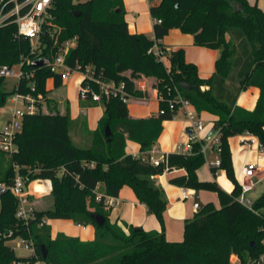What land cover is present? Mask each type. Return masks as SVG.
I'll use <instances>...</instances> for the list:
<instances>
[{"label": "trees", "instance_id": "trees-1", "mask_svg": "<svg viewBox=\"0 0 264 264\" xmlns=\"http://www.w3.org/2000/svg\"><path fill=\"white\" fill-rule=\"evenodd\" d=\"M150 14L160 21L154 23L153 38L130 32L124 0H53L38 49L18 33L16 16L0 25V68L20 66L24 74H34L20 78L12 90L7 89V79L0 77V107L15 93L40 94L48 100V80L53 79L57 89L63 84L61 75L45 64L35 68L32 63L58 53L74 37L77 42L66 55L67 65L91 67L95 80L123 82L128 98L147 97L137 81L152 78V86L161 96L158 115L146 119L130 117L128 103L120 97L104 99L100 103L104 115L92 133L91 146L85 148L73 142L69 112L62 114L50 106L49 112L24 118V130L16 138L19 152L12 156L0 152V183L10 185L17 171L32 180L44 179L53 201L49 207L36 208L29 220H21L16 216L14 193L0 195V264H233L234 256L239 258L238 264H250L264 253V191L250 205L240 202L241 188L229 144L231 137L250 132L264 146V11L248 0H161L151 6ZM172 29L195 37L196 46L220 51L212 76L200 77L198 66L186 60L184 48L170 51L166 60L149 53L155 43L163 46L162 39ZM91 86L98 90L95 84ZM250 87L260 90L252 111L237 104L239 95ZM178 94L197 113L217 117L213 130L220 136L221 165L212 167V172L215 176L219 170L225 172L233 184L231 193L216 181L198 178V170L206 163L204 140L193 142L191 153L171 152L164 155L159 167L152 164L150 152L163 132V123L178 114V106L170 108ZM128 140L139 144L143 155L128 154ZM167 166L184 170L172 176L170 183L216 193L221 207L207 203L186 219L184 238L178 242L168 241L164 229L147 232L112 223L106 198L118 197L129 187L164 228L169 201L157 177ZM100 184L104 190L99 197ZM36 188L44 190L42 184ZM98 214L105 217L103 225L93 218ZM46 220L93 225L95 240L81 241L63 233L53 239ZM17 238L33 242L31 256H17L9 245Z\"/></svg>", "mask_w": 264, "mask_h": 264}, {"label": "crops", "instance_id": "crops-1", "mask_svg": "<svg viewBox=\"0 0 264 264\" xmlns=\"http://www.w3.org/2000/svg\"><path fill=\"white\" fill-rule=\"evenodd\" d=\"M160 2L161 0H158V3H155V5H158ZM248 2L252 5H258L264 11V0H248ZM124 3L127 11L126 20L128 22L130 32L144 33L151 38L155 37L154 19L150 14V8L152 5H154L153 1L124 0ZM132 12H136L137 16L134 17ZM172 33H174L173 38H171ZM194 38L195 37H193L192 35L183 34L178 29H172L169 35L165 37V39H162L161 43H163V46L168 48L169 51L176 50L178 48H185L186 60L198 66L200 77L208 78L215 72L216 62L220 56V51L196 46L194 44ZM77 75L78 76L76 77V80L74 81L75 83H73V85L75 90L78 89L79 91L82 77L80 74ZM66 85L67 84L65 79L62 86L57 88V90L62 89ZM150 87L152 90L147 92V97L133 98L130 100L135 101V103H133L131 106H128L130 117L134 119H146L158 115L159 102H161L159 98V92L152 86V84L150 85ZM54 89L53 79H49L47 82V90L49 91V96L53 95L52 92ZM259 96V88L250 87L239 95L237 104L238 106H242V108L246 110L252 111L256 107ZM84 101L85 103H88L92 106L87 108L89 121H82L80 124H77V118L71 116L69 107H65L63 108V110H60L56 105L51 106L55 108V110H59L62 114L69 112L70 117L73 121V127L75 125V133L77 138L81 143L85 144V146L90 147L93 141L92 133L95 132L99 127L100 118H102L104 115V107L102 104H95L91 100ZM193 109L195 110L194 107ZM198 116L204 125V130L198 134H194L188 131V120L183 112L178 113L177 119L165 121L163 123V132L161 133V136L154 147V151L150 152V156L152 158H159L171 152H178V147L188 143L190 140V136H192L193 134L197 135L198 138L203 140L209 133V131L213 130L214 121L217 119V117L208 112H203L201 114L198 113ZM243 137L244 134H240L229 139L233 165L234 169H236V177L239 181L241 178L242 168L244 166H252L258 169V182H263L264 158L260 159L259 156L261 154H264V148L260 149V141L257 138H255V142L251 146L244 145L242 143ZM127 153L138 156L143 155L140 145L130 140L127 141ZM205 157L206 163L201 167V169L198 170V178L201 181H216L219 185H221L224 191H226L227 193H231L233 191L232 182L227 178V176L226 178L224 176L219 177L221 172L226 175L225 172L219 170L216 176L212 172L211 164L219 160L217 148L208 149ZM183 172L184 170L177 169L176 171L164 173L157 177L159 184H161L164 188L169 201V205L165 213L164 228L160 221L157 219V216L148 212L147 207L137 200L138 198H136L135 193L129 187H124L118 197L106 198V201L113 200L114 202L113 206L108 207L109 219L114 223H118L126 229L130 226L141 227L147 232H162V230L164 229V231L166 232L165 236L168 241H182L184 238L185 220L192 218L197 213L194 206L196 190L185 189L179 186L175 187L172 183H170V178L172 176L181 174ZM103 190L104 186L103 184H100L96 191L99 197L102 195ZM184 190L188 191V199H183ZM209 193L213 195L210 196ZM249 194L247 195L248 200L254 201L257 198L249 197ZM199 197L203 204L212 202L215 207H221V201H219L218 195L216 193L199 191ZM191 199L194 200L193 205L189 202ZM53 221L54 220L47 221V224H49L51 228ZM60 221H64L66 223H70V225H74V222L70 220ZM70 225L61 224V230L56 232L55 234H53L52 228V238L55 239L58 234L63 233L69 237L79 238L81 241L91 242L95 240L96 229L93 225H78L80 230H75Z\"/></svg>", "mask_w": 264, "mask_h": 264}, {"label": "built area", "instance_id": "built-area-1", "mask_svg": "<svg viewBox=\"0 0 264 264\" xmlns=\"http://www.w3.org/2000/svg\"><path fill=\"white\" fill-rule=\"evenodd\" d=\"M53 0H3L0 6V14L3 15L0 19V25L4 20L10 16H16L15 22L18 25V33L24 36L33 43L34 49H38L37 45L40 46L41 38L45 32H43V24L46 23L50 17L47 16V10L52 6ZM8 9V10H7ZM7 10V11H6ZM160 22L154 19V23ZM77 42V37L71 40H67L60 47V50L56 54H49L44 56L42 59L44 64L50 68L54 73L60 74L62 80L67 79L71 74L77 73L82 77L80 82L79 97L83 100H91L93 102L101 103L104 99H110L111 97H120L124 102L129 103L133 98H128L125 84L115 83L111 81L95 80L94 72L91 67L82 68L80 65L72 68L66 64V55L68 51L75 47ZM149 53L155 54L157 57L166 60V54L170 53L169 49L165 46H161L158 43L149 50ZM34 74H24L20 66L9 67L7 65L0 68V77L6 79H17L26 76L32 77ZM95 84L98 90H93L91 84ZM142 91H146L145 85L140 87ZM204 89V88H203ZM32 91H35V87L32 86ZM45 97L43 95H23L20 93H15L10 97V101L15 105L11 110L13 112L7 119H0V152L14 155L19 152V147L16 143V138L23 129V120L27 115H35L39 112H49L50 108L45 104ZM159 98L161 96L159 94ZM18 104H21L23 108H20ZM178 106V113L183 112L187 118V129L192 133H201L204 130V125L198 116L196 110L193 109L191 102L184 99L180 94L171 101L170 108L174 109ZM178 115V114H177ZM177 119V116L174 117ZM190 136L188 143L178 147V152L187 154L192 152V143L195 141H200L197 135ZM244 137L242 143L246 146H251L255 142L256 136L250 132H244ZM258 139V138H257ZM204 145L202 146V151L204 154L207 153L208 149L218 148L220 145V136L214 130L209 131L205 136ZM260 149L264 146L260 143ZM154 151V148L152 149ZM152 152V151H151ZM163 157L151 158L152 164L155 166L160 165ZM221 165L220 160L211 164L212 167L218 168ZM18 170V168H17ZM177 169H171V167H166L164 173H169L176 171ZM258 169L252 166H244L241 171V178L239 180V187L241 188L240 202L245 205H250L248 203L247 195L256 189L258 183ZM218 173V172H217ZM216 173V175H217ZM37 184H42L44 190L35 191ZM51 187L48 181L43 180H32L29 175H22L18 171L12 183H0V195L6 191H11L18 199V208L16 216L21 220H29L35 216L36 212V201L35 197L37 194L48 195L50 194ZM189 194L187 190L183 191V199H188ZM107 205L113 206V200L106 201ZM47 222V220H46ZM264 231V228L262 229ZM23 240L24 247L31 251H34V244L31 240ZM237 258V257H236ZM240 262L239 258H237ZM236 264V263H233ZM250 264H264V253L258 258L254 259Z\"/></svg>", "mask_w": 264, "mask_h": 264}, {"label": "rangeland", "instance_id": "rangeland-1", "mask_svg": "<svg viewBox=\"0 0 264 264\" xmlns=\"http://www.w3.org/2000/svg\"><path fill=\"white\" fill-rule=\"evenodd\" d=\"M82 1L86 2L88 0H75V2H82ZM150 1L151 2L153 1L154 5H155V3H158V0H150ZM132 14L134 15V17L137 16L136 12H132ZM126 15H127V11H126ZM2 16L3 15L0 14V19L2 18ZM173 34L174 33L171 34V36H172L171 38H173V36H174ZM33 46H35V43H33ZM37 47H39V45H37ZM185 53H186V51H185ZM77 76H78L77 73L71 74L66 79V84L67 85L65 87H63L62 89H59V90L54 89L53 92H52L53 95H50L48 97V100H45V104L47 106H51V105L55 106L56 105V106L59 107L60 110H63V108H65V107H69V110L71 111V116L77 118L78 119L77 124H80L82 121L83 122L89 121L88 120L89 118H88V115H87V113H88V111H87L88 109L87 108H89L92 105H90L88 103H85V101L79 97L78 89L75 90L73 83H75L74 81L76 80ZM17 83H18L17 79H14V78L7 79V89L8 90H12L17 85ZM152 83H153V79L152 78L144 77L143 79L137 81V86L140 88V87H143L145 85L146 92H149L150 90H152L151 87H150V85ZM133 103H135V101H129L128 106H131ZM18 106L20 108H23V106L21 104H18ZM14 107H15V105L10 101V98H8L6 104L4 106L0 107V119L4 120V119H7L8 117H10L11 114L13 113V112H11V110ZM72 110H73V112H72ZM100 120H101V118H100ZM72 131L73 132H71V135L73 137L74 144L77 147H82V148L88 147V146H85V144L81 143L80 140L77 138L76 133H75L76 132L75 131V125H74ZM259 158L260 159L264 158V154H261L259 156ZM239 175H240V173H239ZM223 176L226 178V175H224L221 172L219 177H223ZM175 187H177V186H175ZM34 189H35V191H37V188H34ZM263 191H264V181L263 182H258L257 185H256V189L249 194V197H253V198L254 197H258V196H260V194ZM37 195L38 196L35 197L37 208H42L43 206H45V207L46 206L47 207L51 206L52 201H53L51 194L43 196V195H41L39 193ZM209 195L211 196L213 194L209 193ZM193 199H194V197H193ZM193 199H191L189 201L192 205L194 203ZM112 223H114V222H112ZM61 224L70 225V223H66L64 221L54 220L52 222L53 234H55L56 232L61 230V228H60ZM70 226L73 229H75V230H80L78 225H76L75 223H74V225L71 224ZM22 242H23V240L21 238H17L15 240L10 241L9 245L15 250L17 256H19V257L31 256L33 254V251H31L29 249H26L24 247V245H22L23 244ZM237 262H238V260L234 256L232 258V263H236L237 264Z\"/></svg>", "mask_w": 264, "mask_h": 264}, {"label": "water", "instance_id": "water-1", "mask_svg": "<svg viewBox=\"0 0 264 264\" xmlns=\"http://www.w3.org/2000/svg\"><path fill=\"white\" fill-rule=\"evenodd\" d=\"M76 16H79V14L77 13ZM43 64H44L43 59H39V60L33 62L32 66L35 68H38V67L43 66ZM106 132H107L106 133L107 136H109L111 134L109 127L106 128ZM248 203L252 204L254 202L252 200H248ZM194 206H195L197 213L201 212L205 206V204H203L200 200L199 191L195 192V204H194ZM93 218L95 219V221L98 225H103L105 222V217L103 215H100V214L93 215ZM42 249H43V258H46L47 257V250L44 247Z\"/></svg>", "mask_w": 264, "mask_h": 264}]
</instances>
